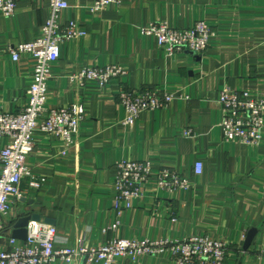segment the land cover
<instances>
[{
    "label": "crops",
    "instance_id": "crops-1",
    "mask_svg": "<svg viewBox=\"0 0 264 264\" xmlns=\"http://www.w3.org/2000/svg\"><path fill=\"white\" fill-rule=\"evenodd\" d=\"M16 1L14 16L0 12V114L27 106L36 65L29 55L14 61L8 49L35 41L50 15L48 0ZM67 2L62 22L76 21L86 36L61 45L46 107L81 102L85 120L68 149L56 135L35 132L26 165L46 183L31 189L29 179L22 181L21 197L12 198L3 219L0 246L10 247L12 227L21 217L37 213L40 224L56 228L57 248L78 241L98 247L114 238L208 236L230 245L226 264H264L258 258L264 251V130L256 147L226 141L222 123L227 115L219 104L225 88L264 100V0H123L98 13L91 10L93 0ZM198 22L215 33L202 56L183 52L168 57L154 37L142 32L153 23L186 29ZM107 66L121 67L125 75L106 87L70 84L78 69ZM145 88L163 90L173 100L167 109L145 112L127 128L119 93ZM186 130L193 135L185 137ZM122 161L151 163L154 174L171 169L189 181L190 189L160 191L152 175L145 197L118 216L115 166ZM198 163L203 173L195 177ZM116 223L115 232H104ZM245 249L250 256L241 254ZM115 264L176 263L163 254Z\"/></svg>",
    "mask_w": 264,
    "mask_h": 264
},
{
    "label": "built area",
    "instance_id": "built-area-1",
    "mask_svg": "<svg viewBox=\"0 0 264 264\" xmlns=\"http://www.w3.org/2000/svg\"><path fill=\"white\" fill-rule=\"evenodd\" d=\"M50 15L42 25L39 37L28 44H21L8 53L14 61L21 55H29L36 65L32 82L27 90V106L15 114H0V231L3 219L12 207V198H20V186L29 179L31 189H40L46 179L33 175L27 165V158L34 150L33 136L41 131L60 138L66 149L75 145L81 125L85 120V107L81 102L73 103L63 109H48L47 91L51 69L61 56V45L82 39L86 31L76 21L62 22V14L69 8L67 0H48ZM123 0H93V13L102 12L108 6L121 5ZM17 10L16 0H0V12L10 18ZM144 35L152 36L164 49L168 57L189 52L202 56L210 47L214 31L205 23L198 22L193 27L179 29L167 23H153L142 30ZM125 71L118 66L84 67L70 75V84L84 88L88 82H96L101 87L108 86L112 80L120 79ZM119 105L125 110L123 125L132 128L145 112L167 109L173 100L163 90L145 88L139 91L127 89L119 93ZM219 104L226 117L222 123V133L226 141H239L248 146H259L264 130V100L251 97L247 93H236L225 88L220 93ZM193 135L191 130L185 137ZM117 177L115 211L118 216L130 210L133 201L143 199L152 175L157 181V189L169 194L190 189L189 181L171 169H161L156 174L153 165L147 162L122 161L116 164ZM203 165L196 164L194 176L200 177ZM116 223L104 232H115ZM56 228L31 222L28 238L19 242L10 238V247L0 246V264H115L118 259L135 261L143 257L171 255L176 264H226L229 244L208 236H191L183 239L122 240L106 241L98 247H90L78 241L74 247H56ZM244 257L250 256L248 250H241ZM264 259V251L258 254Z\"/></svg>",
    "mask_w": 264,
    "mask_h": 264
},
{
    "label": "water",
    "instance_id": "water-1",
    "mask_svg": "<svg viewBox=\"0 0 264 264\" xmlns=\"http://www.w3.org/2000/svg\"><path fill=\"white\" fill-rule=\"evenodd\" d=\"M30 212V211H29ZM42 217L35 214H26L23 217H21L12 227L11 235L12 238L19 240V241H27L28 238V228L30 226L31 222H37L39 223L41 221ZM45 222H50L48 220H45ZM246 250V249H245Z\"/></svg>",
    "mask_w": 264,
    "mask_h": 264
}]
</instances>
